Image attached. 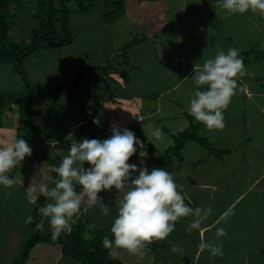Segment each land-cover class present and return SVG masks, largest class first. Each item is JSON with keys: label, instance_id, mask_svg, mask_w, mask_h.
Listing matches in <instances>:
<instances>
[{"label": "crops", "instance_id": "1", "mask_svg": "<svg viewBox=\"0 0 264 264\" xmlns=\"http://www.w3.org/2000/svg\"><path fill=\"white\" fill-rule=\"evenodd\" d=\"M126 17L131 22V30L126 32L132 33L134 29H137L149 37L145 35L146 38L143 37V39V35L138 36L140 39L128 48L120 60L118 58L117 62L123 61L121 64H124L120 66L121 70L119 66L114 67L117 68L114 74L124 78L123 87L129 86L125 87L126 91H121L120 95H117L113 85L106 84L103 88L108 89L109 96H123L116 97L120 106L124 104L122 103L124 100L133 103L140 85L130 84V81L133 82L130 75L136 70L143 81L142 84L146 85L147 75L151 71L144 62H153L155 72L150 74L151 86H158L159 80L160 83L170 81V84L157 94L156 89H150L149 93L145 94L143 103L150 109V114H143L139 111L132 114H121L116 111L112 113L110 119L106 117L108 110L106 103L93 102L96 106V113L93 117V114L86 115V111L84 112L85 107L80 98L83 96L82 93L76 92L74 96H71L69 92L63 91L61 98L65 97L68 101L70 98L71 103L74 101L75 105L79 104L81 112L78 114L58 113L61 107L60 99L52 114V140L29 142L28 144L32 151L55 157L60 161L56 148L64 150L66 154L71 142L79 141L84 137L80 127L82 124L84 126L87 120L93 123L94 120L99 121V124L94 123L99 126L97 129L102 130L99 136H96L98 139L111 135L110 126L113 125L111 122H114L121 129L132 130L137 137L142 138L148 153L154 152L153 156L149 158L150 155H148L145 158L144 166L150 169L156 161H154L155 155L172 145L169 144L171 142L163 141V134L168 135L169 140L172 141L170 135L174 134L171 130L174 129L175 132L179 128L173 120L178 119L177 115L187 118L180 113L171 116L169 112L164 113V111L166 106L180 107L181 103L177 102V98L173 99L174 96L189 100L195 87L190 79L194 74V65L202 64L207 58L214 57L217 49L224 51H227L229 47L240 49V55L243 57L249 74L238 80L239 90L224 110L225 127L212 129L213 142L217 144L214 148L219 153L210 154L205 148V152L204 149L202 150L205 156L198 155L201 161L206 162V172L199 170L193 172L191 176L183 175L182 177L174 175L177 185L182 186L181 190L186 197L192 200V206L207 207L210 205L212 212L202 222V232L195 229L191 233L186 231L192 217L182 218L166 239L152 242L155 244L152 247L154 252L149 251L152 254L149 258H153L152 264H158L155 260L161 261V259L162 264H264V17L252 12L227 15L216 0H132V4L131 1L128 3ZM133 35L132 33L129 37L136 36ZM71 46L61 47L62 49L58 47L53 52L51 51V54L62 65V62L66 61L65 53ZM105 49L108 52L113 50L112 41L110 47ZM135 49L144 56V62L137 60L138 55L134 54ZM104 58L108 59L109 56ZM2 63L11 65V63ZM5 68L14 71L13 64ZM110 70L108 73L111 72ZM178 89L182 92L180 90L171 98L167 97L168 94ZM126 97L130 99L127 100ZM153 97L156 99L150 104ZM165 100L167 103L164 102ZM15 108L16 104L11 103L5 110L2 109L0 139L18 131L19 116L16 115ZM168 115L169 118H167ZM165 120L170 129H166L163 125L162 122ZM154 127L162 130V137L158 140L151 135ZM91 128L92 126L85 127V135L89 134ZM103 129L107 130L104 134ZM204 134L207 136V133ZM181 154L180 158L172 157L183 160V153ZM129 162L139 166L140 158L134 154ZM87 166L85 163V167ZM167 170L171 171L169 166ZM50 174L51 167L47 162L33 155L26 156L20 166L9 173L10 177L16 176L17 183L10 188L0 186V264H12L20 256L29 238L30 230L25 219L32 214L34 205L26 199V188L30 183H48L46 178ZM99 195L109 203L110 207L117 209L119 195L115 190L102 191ZM47 202L45 198L43 204ZM90 209H92L90 215L103 216L99 207L88 208L86 204L82 205L79 216L85 214L87 217ZM226 212L229 214L222 219V215ZM107 215L110 217L109 213ZM98 216L91 218L94 217L97 220ZM40 219L39 213L38 221ZM112 220L113 218L109 222ZM98 227L102 229L101 226ZM218 227L225 228L226 235L217 238L216 229ZM41 231L51 232L47 220ZM201 240L221 244L223 256H211L208 250L201 251L198 248ZM173 244L180 245L182 251L172 252ZM157 250L162 251L160 259H156ZM113 253L118 257L115 252ZM173 253L176 256L175 260H172ZM25 264L83 263L69 255L62 254L59 244L38 242L31 248ZM131 264L134 262L132 261Z\"/></svg>", "mask_w": 264, "mask_h": 264}, {"label": "clouds", "instance_id": "2", "mask_svg": "<svg viewBox=\"0 0 264 264\" xmlns=\"http://www.w3.org/2000/svg\"><path fill=\"white\" fill-rule=\"evenodd\" d=\"M216 2L227 15L252 12L264 17V0ZM240 52L235 47H229L227 51L217 49L214 57L194 65L190 79L195 87L186 110L210 130L225 127L224 110L239 90L238 80L249 74ZM94 123L99 124V121L94 120ZM110 131L111 135L104 139L84 137L71 142L66 154L56 148L60 161L50 167L58 178H46L54 186L40 182L30 183L26 188V199L30 204L35 206L40 197L48 200L37 208L41 219L35 228L43 230L47 220L52 238H58L62 232L72 230L83 204L88 208L97 206L103 215H107L109 203L99 193L115 190L119 199L117 214L110 226L112 235L102 238V246L110 254L115 249H123L143 257L148 244L166 239L175 230L177 222L189 216L192 219L186 231L191 233L195 229L202 232V222L211 214V206H192V200L186 197L182 186L177 185L173 172L164 167L149 169L144 166L148 151L132 130L113 124ZM151 135L158 140L162 137V130L154 127ZM31 154L30 145L16 132L0 139V186L10 188L17 183L16 176L10 177L9 173ZM134 154L140 158L139 166L129 162ZM228 214L224 213L221 218ZM32 220L29 215L25 223ZM224 235L226 229L218 227L217 238ZM198 248L208 250L211 256H223L221 244L201 240ZM171 250L175 253L182 248L173 244Z\"/></svg>", "mask_w": 264, "mask_h": 264}, {"label": "rangeland", "instance_id": "3", "mask_svg": "<svg viewBox=\"0 0 264 264\" xmlns=\"http://www.w3.org/2000/svg\"><path fill=\"white\" fill-rule=\"evenodd\" d=\"M38 1L39 0H19V2L16 3V7H14V3L11 6V15H10L11 27L9 30V34L18 43H25V44L28 43L31 29L38 26V19L36 18V13L38 10ZM104 1L105 0H98L97 1L98 4L89 12H80L77 10V6L74 1L68 2L67 5L70 8L68 14V20H69V25L74 33V41L69 45L62 46L63 48H66L72 45L69 48V50H67V52L65 53L64 58H66V61L62 62V65L60 64L59 60L56 59V57H54L53 54H51V51L53 52L55 49H57V47L39 48L35 52V54L27 57L23 62V68L28 74L29 81L41 86L43 85L54 86L59 83H65V84L72 83L78 72L83 68V66L92 68L95 65L96 66L99 65V67L112 65L110 70L111 72L109 73L106 72L105 74H103L101 70L97 69L95 73L92 75L88 76V74H85L84 79L88 82V85H86L85 81L81 79L78 85L74 86L72 84V87L70 88L66 87L63 90L64 92L66 91L69 92L71 96H74L76 92L78 94L79 92L82 93L83 96L80 98L84 104L83 107H85L84 112L86 111V115L93 114L92 115L93 117L94 114L96 113L95 110L96 106H94L95 105L93 103L94 100L91 99V97L88 94V91H90L91 93H94L96 91L95 93H99V95H105V94L110 95L109 92L107 91L108 90L107 88H105L106 89L105 94L104 91L103 92L99 91V89L100 90L104 89L103 87L106 86V84H109L110 86L113 85L115 87L117 95H120L121 91H126L125 87H129V86L126 85L123 87L124 78L121 77L120 75L117 76L114 74L116 73V69H117L114 68L115 66H119V67L124 66V64H121V62L123 61L117 62L120 60V58H122L123 55H125L122 52V49L119 48V46L120 45L124 46L129 40H131V37L129 36L132 33L136 36L144 35L142 31H138L137 29H134L132 33H128L131 30V26H130L131 22H129V20L127 19L126 13L128 11V3L131 1L132 4V0H125L124 7L121 13L113 20L108 22L104 21L101 17V10ZM55 3L57 4V2ZM106 4L107 5L105 11H107L110 8H113L115 5V3L111 2V0L108 1ZM128 38L129 40L127 41ZM111 41L113 43V50L108 52L105 48L110 47ZM126 51H128V49H126ZM134 54L138 55L137 57L138 61L143 60L144 62L145 59L144 56L138 53L136 49ZM108 56H109L108 59L104 58ZM144 63L148 65L151 73L155 72V65L153 64V62L145 61ZM11 65L10 64L7 65L5 63L0 62V99L3 103L0 104V116L2 113V109L5 110V108H7L9 103L8 98H7L8 102L7 101L6 103L3 102L4 100L2 94L8 95L9 93L13 92L15 95H18L19 97H23V96L26 97V92L23 90V82L21 81L20 74L15 71H12V69L11 71H9L5 68V66L11 67ZM150 74L147 75L148 81L146 85L142 84L143 81H141V78L139 77L136 70H134L133 73L130 75L133 81L132 83L130 81V84L136 83L137 85H140L139 91L135 93L136 97H134L133 103L132 101L124 100L122 101V103L124 104L120 106L118 104V98L116 97H123V96L112 95L113 97L111 99L103 100L104 103H106L108 109L106 117L111 119L112 113H115L116 111L121 114H132V113H136L137 111L143 114H150V109L144 106L143 103V100H145L146 97L145 94L149 93L150 89L151 90L156 89V94H157L158 91H161V89L166 88L170 84V81L168 83H164V82L160 83L159 80L158 86L156 87L151 86L152 82H151ZM90 77H92L93 79ZM156 80L158 81V79ZM180 90L178 89L174 93L168 94L167 97L171 98ZM175 98H177L176 100L178 103H181L180 107L178 108L175 105H170L169 107L166 106V110L164 111V113L169 112V115L171 116H175L174 114L180 113L185 115L187 118L178 115H177L178 117L176 116V118L178 119L173 120V122L179 125V128L175 132L173 131L174 129L171 130V133L173 132L174 135H176L179 131L183 130L185 127L189 125L188 115H190L186 110V105H187L186 102L188 100L180 96L179 97L174 96L173 99ZM98 99L102 100L100 97ZM126 99L129 100L130 98L126 97ZM155 99L156 98L153 97V99L150 101V104H152ZM77 101L79 102V99ZM29 102L30 101H28L27 103ZM60 102H61V107L58 110V113L60 112V114H69V113L78 114V112H81L79 108V104L75 105L74 101L73 103H71L70 98L69 101L65 97L61 98ZM164 102L167 103L166 100ZM102 103L103 102H101V104ZM65 105H68L69 107L67 108ZM167 107L169 108L168 111H167ZM28 108L29 111L33 112L31 114V118L29 122L30 123L32 122L36 128H39L42 124L41 117L44 110V106L35 107L34 109L33 106L28 105ZM15 110L17 112L16 115L20 116V111L17 108V105ZM25 112L22 111L21 114H25ZM169 115L168 117L167 116L165 117L169 118ZM91 123H93V121H91ZM162 123L166 127V129H170L168 128L167 120L163 121ZM111 124H115V123L111 122ZM51 125L53 128V121ZM92 126H95L96 128H93L92 131L89 130V135L90 137L92 136L91 138H96V136L97 135L99 136V132H102V130L97 129L99 128L98 125H92ZM199 128H200L199 132L201 134L205 135L204 133H207L209 146L210 147L217 146V144L213 142L212 129L210 130L206 128L203 123L200 124ZM106 132L107 130L104 131L103 134ZM174 135H170L172 137V141H171L169 140L170 138L168 135L163 134V141L167 143L171 142L169 144H173ZM152 143L154 144V141H152ZM184 147L185 148L182 151L184 156L183 160H179L176 157L171 158L168 164L169 168L171 169V172H173L175 176L179 175L180 177H182L183 175L191 176L193 172L199 170L202 172H206L205 169L206 162L201 161L198 158V155L200 156L203 154L205 156L204 152L206 151L205 150L206 147H204L203 145L200 146V144L192 140L187 141L184 144ZM202 150L204 152H202ZM148 155H150L149 156L150 158L151 156L154 155V152L152 151V153H148ZM158 157L159 154L158 155L156 154L154 161L157 160ZM91 211L92 209H90L87 212L88 216L84 217L85 219H88L86 229H87V233L89 234L100 232L102 229L101 230L98 229L99 228L98 226H101V228H103L105 225L111 224L112 222L109 221L112 218H114L115 215L117 214V209L116 208L114 209L113 207L110 206H109L110 217L108 215L106 216L105 215L98 216V214L90 215ZM92 216H98L97 220L94 217L91 218ZM90 225H92L93 227H90ZM149 251H151V253L154 252L152 247L147 246L144 249L143 257H140L135 254H131L123 249H117L114 252L120 259H122L123 261L129 264H131L132 261L134 262V264H152L153 258L152 259L149 258V255H152ZM157 252L158 254L156 255L157 256L156 259L158 258L160 259L162 255L161 253L162 251L157 250ZM175 257L176 256L173 253L172 260H175L176 259ZM155 262L158 264H162V259L161 261L155 260Z\"/></svg>", "mask_w": 264, "mask_h": 264}, {"label": "trees", "instance_id": "4", "mask_svg": "<svg viewBox=\"0 0 264 264\" xmlns=\"http://www.w3.org/2000/svg\"><path fill=\"white\" fill-rule=\"evenodd\" d=\"M71 1L76 3L77 10L80 12H89L98 4V0H39L38 10L36 13L38 26L31 29L29 42L25 44L18 43L9 34L11 27V6L14 3V7H16V3H18L19 0H0V61L13 64L14 71L20 74L21 81L23 82V90L26 92V97H19L13 92L8 95L2 94L4 100L3 102L6 103L8 98V107L11 103H15L17 105V108L20 111L17 134L21 135L27 143L48 142L52 140V114L55 111L61 99L62 92L66 87L70 88L72 87V84L74 86L78 85L81 79H83L86 85H88V82L84 79L85 74H88V76L92 75L97 69L101 70L103 74H105L106 72L108 73V70L112 67V65H106L103 67L95 65L92 68L83 66L73 82L68 84L59 83L54 86H41L29 81L28 74L23 68V62L27 57L35 54L39 48H58L69 45L74 41V33L68 20L70 8L67 4ZM108 1L110 0L104 1L101 10V17L106 22L113 20L121 13L125 2V0H111V2L115 3L114 7L105 11L107 5L106 3ZM55 2H57V4ZM143 37L146 38L144 35L142 38ZM139 39L140 38L138 36L132 37L131 40H129L124 46H121L120 49H122V52L125 54L126 49L134 45V43H136ZM99 91H104L105 94V89H99ZM94 93L88 91L89 96L94 100L93 102L96 103H101L104 102L103 100L112 98V96H109L108 94L99 95V93ZM99 97L102 100L98 99ZM28 101L30 102L27 103ZM28 105L33 106L34 109L35 107L44 106L41 118L42 124L39 128H36L32 122H29L33 112L29 111L30 107L28 108ZM22 111H26L25 114H21ZM188 117L190 121L189 125L174 135V143L159 154L158 159L154 162L150 169L152 167H164L167 170V163L169 159L172 156L180 158L182 156L181 153L184 144L190 140L206 147L210 154L219 153L213 146H209L207 136L199 132V127L202 122L196 121L191 115H188ZM1 123L2 118L0 116V124ZM92 125L95 124L91 123L90 120H87L86 124H84L85 127ZM84 126L82 124V127H80L81 134L84 137L91 138L92 136L90 137L89 134L85 135ZM93 128H95V126H92L91 129ZM31 155L47 162L50 166L59 163L57 158L40 154L37 151H32ZM50 176L57 177V174L51 170ZM48 183L50 186H54L51 181H48ZM45 198L46 197H40L37 204L33 207L31 214L33 220L31 223H27L30 230L29 238L25 242L20 256L16 258L12 264H25L31 248L38 242L59 244L61 246L62 254L69 255L83 264H127L116 257L113 253L114 251L110 254L109 250L102 246L103 236L108 235L111 237L112 235L110 232L111 224L105 225L100 232H92L93 234H89L86 229L87 219L84 218L86 216L83 214L76 218L70 232L61 233L56 239L52 238L51 232H42L40 229H36L35 224L39 222V212L37 208L43 205ZM147 246L154 247L155 244L151 243Z\"/></svg>", "mask_w": 264, "mask_h": 264}]
</instances>
